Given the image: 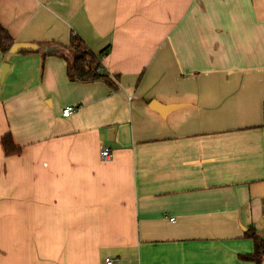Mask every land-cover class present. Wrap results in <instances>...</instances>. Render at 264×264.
<instances>
[{"label":"crops","instance_id":"obj_1","mask_svg":"<svg viewBox=\"0 0 264 264\" xmlns=\"http://www.w3.org/2000/svg\"><path fill=\"white\" fill-rule=\"evenodd\" d=\"M0 24V264H253L264 0H0ZM73 36L111 84L45 52Z\"/></svg>","mask_w":264,"mask_h":264},{"label":"trees","instance_id":"obj_2","mask_svg":"<svg viewBox=\"0 0 264 264\" xmlns=\"http://www.w3.org/2000/svg\"><path fill=\"white\" fill-rule=\"evenodd\" d=\"M14 46V40L9 32L0 24V51L2 54L11 52ZM42 48L43 45H41ZM54 49L56 53H60L66 60L68 66V77L74 83H94L106 82L111 84L109 75L105 72H100L101 63L100 55L92 53L88 47L77 37L73 36L70 45L66 48L48 47ZM3 148L7 156H16L21 152L10 135L2 139ZM253 240L254 251L250 255L241 256L242 260L253 264H264V239H262L255 231H251L247 235Z\"/></svg>","mask_w":264,"mask_h":264},{"label":"built area","instance_id":"obj_3","mask_svg":"<svg viewBox=\"0 0 264 264\" xmlns=\"http://www.w3.org/2000/svg\"><path fill=\"white\" fill-rule=\"evenodd\" d=\"M1 56V55H0ZM100 72H103L104 71V68L102 67V64H101V68L99 70ZM76 111L75 107H66L63 111V116L68 118L70 116H72L74 114V112ZM112 151L110 149H104L101 153V157L103 160L105 161H109L112 159ZM171 221H174V219H172ZM106 263L107 264H114V260L113 259H107L106 260Z\"/></svg>","mask_w":264,"mask_h":264},{"label":"water","instance_id":"obj_4","mask_svg":"<svg viewBox=\"0 0 264 264\" xmlns=\"http://www.w3.org/2000/svg\"><path fill=\"white\" fill-rule=\"evenodd\" d=\"M38 49H40V47H38V46H35V45H28V46H20V47H18L17 48V52H19V53H28V52H35V51H37ZM12 52L14 51V47L12 48V50H11ZM50 51H53L54 52V49H45V52L46 53H48V52H50Z\"/></svg>","mask_w":264,"mask_h":264}]
</instances>
